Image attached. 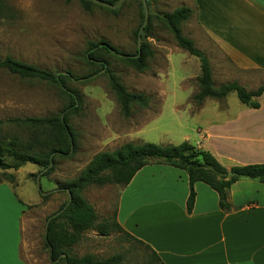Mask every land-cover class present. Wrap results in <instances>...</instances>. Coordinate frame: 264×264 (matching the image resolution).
Here are the masks:
<instances>
[{"label":"rangeland","instance_id":"1","mask_svg":"<svg viewBox=\"0 0 264 264\" xmlns=\"http://www.w3.org/2000/svg\"><path fill=\"white\" fill-rule=\"evenodd\" d=\"M91 1L95 5L91 11H85L80 0H0L4 7L0 14V60L9 57L55 75L70 73L75 78L67 81L68 91L75 94L80 103L79 112L68 116L74 135L73 153L68 158L55 157L54 170L49 176L42 177L41 169L31 164L17 171L0 168V254L7 256L12 249L15 255V221L20 208L24 210L20 257L27 264H53L43 247V234L45 219L67 198L65 193L54 192L57 184L78 176L98 153H110L125 143L180 144L184 142L181 140L183 133L192 138L194 130L200 126L185 115H174L170 96L162 101L156 95L160 91L184 95L191 91L188 87H198L195 79L181 84L183 77L199 69L198 60L176 45L171 33L158 19L164 13L186 7L180 4L181 0H150L148 5L145 1L147 18L144 23L143 0H120L115 13L104 3L113 0ZM144 26H147L146 32H143ZM140 27V34L144 35L140 43H148L153 56L148 59L146 69L137 72L120 60L124 58L120 54L130 55L136 51L135 32ZM181 30L208 59L215 87L235 82L247 91L256 89L255 83L248 85L244 79L242 81L218 49L202 36L193 14L182 24ZM100 41L119 52L105 55L102 61L126 90L149 97L147 107L134 105L126 119L120 114L103 72L88 77L97 70L84 61L88 43ZM225 102L230 111L241 105L234 93L228 94ZM68 103L69 99L58 86L20 79L0 70V141L8 142L14 135L26 137L23 129L5 123L6 120L57 116ZM216 105L208 101L204 108L208 111ZM209 113L203 117H213L211 112H203ZM4 163L12 165L13 160L4 157ZM3 175H12L13 182L3 180ZM120 188L116 185L91 186L83 192L98 222H113ZM40 193H49V197L42 200ZM69 252L76 257L92 255L97 260L121 255L119 264H158L146 247L113 228L106 236L94 230L86 231Z\"/></svg>","mask_w":264,"mask_h":264},{"label":"crops","instance_id":"2","mask_svg":"<svg viewBox=\"0 0 264 264\" xmlns=\"http://www.w3.org/2000/svg\"><path fill=\"white\" fill-rule=\"evenodd\" d=\"M181 3L193 10L202 36L242 81L255 83L256 88L264 84V0ZM198 76L197 68L183 77L181 84ZM188 88L191 91L184 95L156 93L162 101L170 96L174 115L200 123L192 138L183 133L181 140L209 152L226 170L264 165V96L258 99L257 109L241 104L230 111L225 99H205L197 106L192 97L198 87ZM208 101L217 105L207 111L204 107ZM203 112H211L213 117L205 118L203 115L210 113ZM193 190L194 204L188 213L187 174L168 165L149 163L118 190L113 217L124 233L158 257V264H264V184L237 180L227 193L228 210L220 208L217 193L206 184L196 182ZM23 212L17 209L15 255L12 249L7 256L0 254V264H27L20 257Z\"/></svg>","mask_w":264,"mask_h":264},{"label":"trees","instance_id":"3","mask_svg":"<svg viewBox=\"0 0 264 264\" xmlns=\"http://www.w3.org/2000/svg\"><path fill=\"white\" fill-rule=\"evenodd\" d=\"M119 1H105L104 3L109 7V11L115 13L118 10ZM149 2L150 0H146L147 5ZM80 5L85 11H91L95 3L91 0H80ZM142 6L144 7L143 1ZM3 10L4 7L0 3V14ZM192 14L191 8L179 7L158 17L173 36L176 45L199 62L200 74L196 79L198 92L192 97V101L198 106L205 99L223 100L228 94L234 93L244 106L251 109L259 108L258 99L264 96V84L253 91H247L235 82L214 86L208 59L195 48L191 39L182 35L181 26L192 17ZM144 16L145 8L142 23H144ZM140 29L141 27L135 32L137 39ZM146 30L147 26H144L143 32ZM141 38L144 39V35ZM118 53L108 43L102 41L88 43L84 61L89 67H97V70L88 77L99 72H103L107 77L109 88L119 105L120 114L126 119L130 116L131 108L134 105L147 107L149 97L128 92L118 77L108 68L107 63L102 61L105 55L111 56ZM120 55L124 57L120 59L121 61L135 71L142 72L147 67L148 59L153 56V51L148 43L141 42L140 52L136 48L133 54ZM0 70L20 79L42 81L58 86L69 99L68 105L60 115L45 118H14L5 121L15 128L23 129L26 132V137L14 135L9 138L8 142L0 141V168L17 171L25 164H31L41 169L42 177H47L54 170L55 157L68 158L73 153L74 135L68 124V116L79 112L80 103L75 94L69 93L67 81H71L75 77L70 73L55 75L47 70L26 65L9 57L0 60ZM4 157L11 158L13 164L4 163ZM149 163L168 165L187 174L189 194L186 210L188 213L193 208L195 199L193 185L196 182L206 184L217 193L219 206L223 210L229 209L226 202L227 193L237 180L245 178L264 184V165H245L226 170L209 152L197 149L187 142L176 146L125 143L110 153L101 152L94 155L78 176L57 184L54 192L65 193L67 198L56 212L45 219L43 247L48 252L49 261L53 264H119L122 259L121 255L97 260L92 255L76 257L70 254V249L79 242L82 234L90 230L96 231L101 236H106L113 228L116 232L133 240L118 226L114 217L111 224L106 221L98 222L96 212L83 197V192L91 186L116 185L124 187L130 183L141 168ZM228 173H232V175L229 176ZM3 180L12 183L14 179L12 175H3ZM48 194L40 193V198L46 200L49 197ZM55 214L57 216L52 218L46 226L47 220ZM151 255L152 260L159 263L158 257L154 253Z\"/></svg>","mask_w":264,"mask_h":264},{"label":"water","instance_id":"4","mask_svg":"<svg viewBox=\"0 0 264 264\" xmlns=\"http://www.w3.org/2000/svg\"><path fill=\"white\" fill-rule=\"evenodd\" d=\"M145 1H146V0H143L144 7H145ZM146 18H147V9H146V7H145V19H144V22L146 21ZM140 38H141V34H140V31H139V33H138V46H137V48H138V52H140V47H141ZM228 175L231 176L232 173H228ZM38 190L40 191L39 186H38ZM57 214H59V213H57ZM57 214L53 215L52 217H50V218L47 220L46 226H47L48 222H49L52 218H54V217L57 216ZM45 234H46V229H45Z\"/></svg>","mask_w":264,"mask_h":264}]
</instances>
